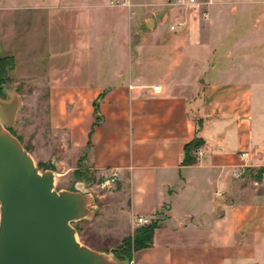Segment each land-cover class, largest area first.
<instances>
[{
	"label": "crops",
	"instance_id": "1",
	"mask_svg": "<svg viewBox=\"0 0 264 264\" xmlns=\"http://www.w3.org/2000/svg\"><path fill=\"white\" fill-rule=\"evenodd\" d=\"M153 1L0 5V55L17 72L18 53H34L26 62L48 94L40 164L56 174L80 164L97 185L114 179L127 223L114 236L156 225L128 264H264V67L230 66L224 40L201 37L210 21L187 11L160 5L147 18ZM258 42L264 62V35ZM196 138L204 154L186 164Z\"/></svg>",
	"mask_w": 264,
	"mask_h": 264
},
{
	"label": "rangeland",
	"instance_id": "2",
	"mask_svg": "<svg viewBox=\"0 0 264 264\" xmlns=\"http://www.w3.org/2000/svg\"><path fill=\"white\" fill-rule=\"evenodd\" d=\"M121 2L113 4L120 5ZM26 4H32V0H0V5L4 7H21ZM57 5H59V1ZM149 5L153 8L150 10L151 13L155 11V6L160 5L163 8L162 14H170L172 9L171 0H154ZM214 10L218 12L215 14ZM59 16L65 17L64 14H59ZM210 16V22L201 28V37L216 36L219 40H224L226 51L223 54L231 55L230 66L242 64L248 67H264V62H261L262 52L257 46L260 43L258 41L264 35L262 34L264 33L262 32L264 31V0H215L214 5L210 7ZM146 17L150 19L155 15L152 13ZM18 24L21 26L25 22L20 19ZM27 26L32 25L27 23ZM70 38L68 36V42H70ZM63 41L67 40L64 38ZM64 44H58V51L67 49V45ZM17 56L20 59V68L17 72L10 73L11 81L9 83L1 85L0 98L7 99L6 91L13 89L20 95L23 107L11 133L28 152H30L29 150L32 152L34 148L37 155L35 162L40 172H45L51 170L50 164H40L44 159L48 161L50 154L48 150L45 151L48 145H44L43 142H47L50 135L47 111L48 94L44 88L35 87L33 78L35 71L32 69V63L26 62L35 56L34 53H28L25 49ZM36 139H40V141L34 147L32 142ZM77 166L76 169H64L57 174L56 190L85 191L93 198L90 209L94 211V217L74 224L79 242L123 264H128L129 258L127 254L122 253L121 248L125 240L132 236L123 238L113 234L114 229L124 230L127 228V223L120 222V206L114 202L115 197H118L116 196L118 192L116 187L103 189L100 184L97 185V181H93L92 175H86L82 171L80 164Z\"/></svg>",
	"mask_w": 264,
	"mask_h": 264
},
{
	"label": "water",
	"instance_id": "3",
	"mask_svg": "<svg viewBox=\"0 0 264 264\" xmlns=\"http://www.w3.org/2000/svg\"><path fill=\"white\" fill-rule=\"evenodd\" d=\"M0 98V264H123L81 244L74 224L95 215L85 191H57L53 170L40 172L11 133L23 103Z\"/></svg>",
	"mask_w": 264,
	"mask_h": 264
},
{
	"label": "trees",
	"instance_id": "4",
	"mask_svg": "<svg viewBox=\"0 0 264 264\" xmlns=\"http://www.w3.org/2000/svg\"><path fill=\"white\" fill-rule=\"evenodd\" d=\"M15 69V59L12 56L0 55V89L1 85L7 84L11 81L10 73ZM204 145V141L200 138H196L192 143L186 147V164L195 163L193 152L197 151ZM262 171V170H261ZM155 224L144 226L135 231L134 235L127 238L124 242L122 253L127 254L129 260L132 257L133 251L144 248L150 245L152 232L155 228Z\"/></svg>",
	"mask_w": 264,
	"mask_h": 264
},
{
	"label": "built area",
	"instance_id": "5",
	"mask_svg": "<svg viewBox=\"0 0 264 264\" xmlns=\"http://www.w3.org/2000/svg\"><path fill=\"white\" fill-rule=\"evenodd\" d=\"M215 0H171V6L180 10L187 11L188 19L197 20L200 23H207L210 21V7L214 5ZM186 21H180L176 26L171 27V31L175 32L182 27H185ZM158 89V88H157ZM204 149L201 147L196 151L197 157H202ZM245 156V155H243ZM115 182L114 179L101 183L103 189H110L111 184ZM140 225L148 224L147 220L138 219Z\"/></svg>",
	"mask_w": 264,
	"mask_h": 264
}]
</instances>
